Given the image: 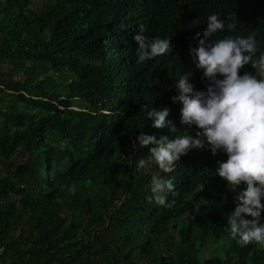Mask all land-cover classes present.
I'll use <instances>...</instances> for the list:
<instances>
[{
	"label": "trees",
	"instance_id": "16d2710c",
	"mask_svg": "<svg viewBox=\"0 0 264 264\" xmlns=\"http://www.w3.org/2000/svg\"><path fill=\"white\" fill-rule=\"evenodd\" d=\"M213 12L238 19L216 36L254 31L264 51V0H0V264H200L228 233L224 154L192 148L162 173L137 169L149 154L133 145L141 131L175 135L144 119L149 107L181 127L173 81ZM140 24L171 51L137 65ZM153 174L174 186L167 207L145 199ZM212 264H264V249L231 238Z\"/></svg>",
	"mask_w": 264,
	"mask_h": 264
},
{
	"label": "clouds",
	"instance_id": "9594fccd",
	"mask_svg": "<svg viewBox=\"0 0 264 264\" xmlns=\"http://www.w3.org/2000/svg\"><path fill=\"white\" fill-rule=\"evenodd\" d=\"M237 21L234 13L223 19L215 12L207 15L206 27L202 34H193L196 43L188 49L191 68L200 71L204 88H194L191 68L183 71L174 79L175 94L170 97L180 104L181 127L166 119L169 107H149L144 119L150 120L152 127H168L175 135L141 131L133 145L146 147L149 154L136 162L137 169L154 164L162 173L172 172L175 162L192 148L206 147L213 155L218 151L224 154V159L216 161L214 173L233 193L234 208L226 214V231L241 247L251 243L264 249V51L257 55L254 31L216 36L218 32L232 33ZM144 33V26L137 25L133 34L137 65L171 51L170 36ZM245 64L253 71L238 74ZM66 191L73 194L75 185H67ZM169 195H175L171 180L153 174L145 199L167 207Z\"/></svg>",
	"mask_w": 264,
	"mask_h": 264
},
{
	"label": "rangeland",
	"instance_id": "374dc122",
	"mask_svg": "<svg viewBox=\"0 0 264 264\" xmlns=\"http://www.w3.org/2000/svg\"><path fill=\"white\" fill-rule=\"evenodd\" d=\"M230 240L231 237L228 233L218 240H209L208 244L201 252L200 264H212L216 258L222 255L223 250L228 247Z\"/></svg>",
	"mask_w": 264,
	"mask_h": 264
}]
</instances>
